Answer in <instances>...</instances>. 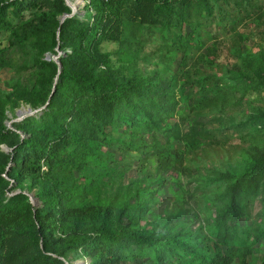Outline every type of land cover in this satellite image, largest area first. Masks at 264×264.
I'll list each match as a JSON object with an SVG mask.
<instances>
[{
    "label": "trees",
    "instance_id": "1",
    "mask_svg": "<svg viewBox=\"0 0 264 264\" xmlns=\"http://www.w3.org/2000/svg\"><path fill=\"white\" fill-rule=\"evenodd\" d=\"M233 2L241 7L244 0ZM210 4L213 1L88 0L82 15L76 12L61 21L71 13L65 0H0V34H8L10 48L31 49L36 77L27 99L33 110L42 107L10 129L0 99V145L11 148H0V264H67L70 253L90 258L89 264L137 258L187 264V255L197 264L231 263L245 245L234 232L243 214L240 196L259 193L264 206V150L240 174L210 170L222 186L211 224L216 240L212 252L188 241V234L171 237L162 227L132 228L129 224L142 213L141 206L118 201L117 193L101 192L108 186L101 182L102 175L139 151L135 142L127 144L105 128L123 127L136 136L165 129L164 121L177 103L170 80L135 73L131 45L139 29L153 24L171 33L187 21L194 6ZM185 40L186 35L173 34L171 49L185 51ZM108 43L114 44V53L104 49ZM56 48L63 53L60 69L47 59ZM245 82V92H264V67L253 70ZM252 124L260 125L258 131L264 134V113ZM172 136L184 139L180 133ZM164 155L157 158L162 166L178 167L171 154ZM17 187L21 191L7 194ZM24 188L36 189L40 205H32ZM255 239L264 241V217Z\"/></svg>",
    "mask_w": 264,
    "mask_h": 264
},
{
    "label": "rangeland",
    "instance_id": "2",
    "mask_svg": "<svg viewBox=\"0 0 264 264\" xmlns=\"http://www.w3.org/2000/svg\"><path fill=\"white\" fill-rule=\"evenodd\" d=\"M211 1L209 8L194 6L187 21L171 33L153 24L139 29L136 43L131 45L136 52L135 73L156 81L170 80L175 86L177 103L164 121L165 129L136 136L123 127L105 128L127 144L135 142L139 151L102 175L101 180L108 184L107 188L101 187L102 195L108 190L111 195L118 194V201L127 199L141 206L142 213L129 224L132 228L147 231L162 227L171 237L188 234V241L202 246L206 252L215 249L211 224L222 190L210 170L240 174L264 150V134L258 131L261 126L252 124L258 113H264V92H245L247 75L264 67V0H244L241 7L233 0ZM65 2L71 11L82 15L88 0ZM175 33L178 37L186 35L185 51L171 49ZM7 35L0 34V99L7 109L4 123L15 129L13 123L30 115L27 97L36 67L29 46L10 48ZM104 49L114 53L116 48L108 43ZM56 50V54L47 57L54 60L57 54H63ZM41 108H31L32 114ZM177 133L184 139L172 136ZM0 148L11 151L5 144ZM164 154H171L178 167L162 166L157 158ZM1 175L10 180L7 174ZM19 191L17 187L7 194ZM23 192L30 201L36 197V189L24 188ZM260 198L259 193L239 198L243 214L234 232L245 245L230 264H264V241L255 239L257 225L264 217ZM183 253L184 249H180L179 254ZM68 260L67 264L90 263V258L81 253H70ZM185 260L187 264H197V260L190 262L189 255ZM119 264L152 263L137 258Z\"/></svg>",
    "mask_w": 264,
    "mask_h": 264
},
{
    "label": "water",
    "instance_id": "3",
    "mask_svg": "<svg viewBox=\"0 0 264 264\" xmlns=\"http://www.w3.org/2000/svg\"><path fill=\"white\" fill-rule=\"evenodd\" d=\"M74 13H75V11H74V9H72V11H71L70 14H64V15H62L61 18H60V20L63 21L64 18H65L66 16H71V15H73ZM59 57H60V55L57 54L56 57H55V59H54V61H55V62L57 63V65H58V69L61 68V63H60V61H59ZM48 58H49V57H47V59H48ZM18 112L21 113L22 111L18 110ZM27 112H28L29 114H32L31 108H28V109H27ZM31 203H32V205H35V206L39 205V201H38L37 197H32V199H31Z\"/></svg>",
    "mask_w": 264,
    "mask_h": 264
}]
</instances>
